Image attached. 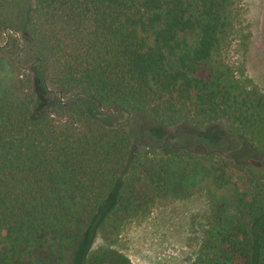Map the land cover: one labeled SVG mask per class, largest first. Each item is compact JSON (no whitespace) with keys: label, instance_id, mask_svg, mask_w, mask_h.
<instances>
[{"label":"trees","instance_id":"1","mask_svg":"<svg viewBox=\"0 0 264 264\" xmlns=\"http://www.w3.org/2000/svg\"><path fill=\"white\" fill-rule=\"evenodd\" d=\"M241 10L240 0H0V264H134L93 248L97 232L118 239L143 213L146 184L159 197L192 179L220 192L194 264H264V166H238L218 146H137L119 118L221 123L220 141L264 156V92L225 56ZM235 167L250 189L234 184Z\"/></svg>","mask_w":264,"mask_h":264},{"label":"rangeland","instance_id":"2","mask_svg":"<svg viewBox=\"0 0 264 264\" xmlns=\"http://www.w3.org/2000/svg\"><path fill=\"white\" fill-rule=\"evenodd\" d=\"M240 2L241 23L225 49V56L240 78L264 92V0ZM52 98H56V94H52L48 101ZM119 118L131 125L137 146L147 144L168 151L188 149L197 153L218 146L217 151L232 156L238 166H264V156L257 151L242 148L236 140L220 141L221 123L211 128L187 123L158 127L135 113L129 116L122 114ZM216 134L219 143L214 146L212 137ZM229 171L240 191L250 189L244 171L237 167ZM176 186L181 189L158 197L154 195L152 186L146 184L142 192L143 200L147 201L143 213L112 242L97 232L93 248L110 245L128 255L134 264H194L211 218L213 203L220 197V192L195 179L184 183L183 187L179 183Z\"/></svg>","mask_w":264,"mask_h":264},{"label":"water","instance_id":"3","mask_svg":"<svg viewBox=\"0 0 264 264\" xmlns=\"http://www.w3.org/2000/svg\"><path fill=\"white\" fill-rule=\"evenodd\" d=\"M76 100H77V101H80V100H81V98H77Z\"/></svg>","mask_w":264,"mask_h":264}]
</instances>
